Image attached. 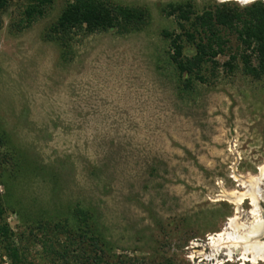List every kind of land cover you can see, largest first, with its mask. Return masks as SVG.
Masks as SVG:
<instances>
[{"label":"rangeland","instance_id":"rangeland-1","mask_svg":"<svg viewBox=\"0 0 264 264\" xmlns=\"http://www.w3.org/2000/svg\"><path fill=\"white\" fill-rule=\"evenodd\" d=\"M67 1L0 0V264H97L79 234L91 218L99 264H264L213 243L264 224V74L242 62L255 51L225 31L193 80L171 59L178 37L195 54L187 34L204 36V10L264 0H106L145 13L63 37L52 25ZM234 175L257 205L224 196L247 191Z\"/></svg>","mask_w":264,"mask_h":264},{"label":"trees","instance_id":"trees-1","mask_svg":"<svg viewBox=\"0 0 264 264\" xmlns=\"http://www.w3.org/2000/svg\"><path fill=\"white\" fill-rule=\"evenodd\" d=\"M39 3L38 11H42V6L49 3L50 0H37ZM1 6V4H0ZM31 10L26 11L28 14ZM140 9L126 6H117L106 0H68L65 8L52 25L53 33H59L61 36L69 35L75 27L85 24L89 29L105 28L113 25H126L136 22L138 18L144 15ZM186 16L184 20H189L188 13H181ZM198 24L205 29L204 36L196 37L193 34H187L192 45L194 44L196 52L193 55L186 56L183 51L182 38L173 39V54L171 59L178 70L179 76L187 80L201 79L200 74L202 63L207 60L214 61V57L219 53H224L226 49L227 37L225 31L236 34V39L245 49H253L256 54L257 64H251L248 55L242 59L246 71L253 76L260 77L264 74V2L255 1L243 7L234 4L232 7L228 3H220L214 11L204 10L197 16ZM197 31V29H196ZM226 36V37H225ZM228 38V37H227ZM188 40V39H187ZM189 41V40H188ZM235 56L227 60L229 68H232V60ZM1 216V212H0ZM83 217V215H82ZM91 228L80 231V237H89L94 246V262L99 264L103 257L98 253L102 250L98 237L97 228L94 226V218H91ZM4 223V224H3ZM0 224V244L8 241V226L5 222ZM85 224V222H84ZM87 227V226H86ZM86 234V235H85ZM5 248L12 257L17 258V249L10 247L5 243ZM102 264H110L103 262ZM168 264H180L176 261H168Z\"/></svg>","mask_w":264,"mask_h":264},{"label":"bare ground","instance_id":"bare-ground-1","mask_svg":"<svg viewBox=\"0 0 264 264\" xmlns=\"http://www.w3.org/2000/svg\"><path fill=\"white\" fill-rule=\"evenodd\" d=\"M240 3H244L246 1L249 0H236ZM264 166V165H263ZM261 167V166H260ZM262 171H264V167L262 169ZM234 179L238 180L242 185H245L247 187V191L244 193H236V192H232L229 194H225L224 196L226 198H228L229 200L234 201V203H236V205H238L242 199L247 195L251 198L252 202L254 205H257V199L259 196L258 193V188L256 187V185L253 183H250L249 181L245 180V178L240 177V176H235L234 175ZM250 179V178H249ZM258 180H260V178H258ZM230 225H232L233 229L238 231V227L239 225H236L235 223V219H232L230 221ZM246 227V226H245ZM260 230L263 232L264 231V224L263 222H256L255 224H252V226L250 227L249 231H248V240L246 238L245 240V236L239 235V232H229L227 233V238L225 240H221V238H216L213 243L216 242L215 247H220L221 243L224 241H226L228 244L231 243H243V258L245 260L251 261L253 263H256L257 260H263L264 261V242H256L255 240H253L254 238H256L257 233L260 232ZM223 244V243H222ZM249 252L251 253L250 255H247L246 253ZM229 254H231V251H229Z\"/></svg>","mask_w":264,"mask_h":264},{"label":"water","instance_id":"water-1","mask_svg":"<svg viewBox=\"0 0 264 264\" xmlns=\"http://www.w3.org/2000/svg\"><path fill=\"white\" fill-rule=\"evenodd\" d=\"M246 2H247V1H246ZM244 3H245V2H244ZM229 226H231L230 223H229ZM245 228H247V227H245ZM262 234H264V231L262 232V231L260 230V232L257 233L256 238H257V237H263ZM257 261H258V260H257Z\"/></svg>","mask_w":264,"mask_h":264}]
</instances>
